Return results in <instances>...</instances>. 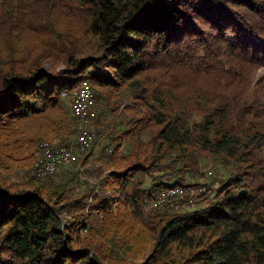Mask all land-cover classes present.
<instances>
[{
  "label": "trees",
  "instance_id": "16d2710c",
  "mask_svg": "<svg viewBox=\"0 0 264 264\" xmlns=\"http://www.w3.org/2000/svg\"><path fill=\"white\" fill-rule=\"evenodd\" d=\"M259 70L264 0H0V264H264ZM84 81L103 170L75 191L68 166L30 172L75 145ZM203 164L193 202L152 206Z\"/></svg>",
  "mask_w": 264,
  "mask_h": 264
},
{
  "label": "built area",
  "instance_id": "2783aa9c",
  "mask_svg": "<svg viewBox=\"0 0 264 264\" xmlns=\"http://www.w3.org/2000/svg\"><path fill=\"white\" fill-rule=\"evenodd\" d=\"M84 82H82L81 88H78L76 92V101H71V110L72 114L78 117H82V103H89V106H91L92 98L90 96H85V90H84ZM96 138L95 135L92 134H86L81 138H77L76 145H81L84 147V149H88L92 141H94ZM68 153H74V151H69V149H66L65 146H57V147H48L43 146V153H42V162L39 163V172L46 174V176H49V174H55L57 171H55V163L56 161H65V167L76 164L77 161H69L68 160ZM186 195V192L184 190L177 191L176 193H164L162 192L161 195H158L156 199L153 201L152 206L157 208L161 205L168 206L170 208H179L178 202H176L177 199L182 198Z\"/></svg>",
  "mask_w": 264,
  "mask_h": 264
},
{
  "label": "rangeland",
  "instance_id": "374dc122",
  "mask_svg": "<svg viewBox=\"0 0 264 264\" xmlns=\"http://www.w3.org/2000/svg\"><path fill=\"white\" fill-rule=\"evenodd\" d=\"M263 73H264L263 70H259L256 73L255 77L258 78L261 75H263ZM126 97L127 98H125V101L130 102L129 94H126ZM71 99H72V97H71ZM68 104L70 106L71 102L69 101ZM79 123H80V128H81L83 124L81 122H79ZM88 127H91V126L88 125ZM91 129H93V128H91ZM95 136H96V134H95ZM100 148H101L100 139L96 138V148H95L94 153H93L94 155L87 157L84 161H83V158H85V155L79 156L80 162L78 163V165H72V166L69 165L68 166L71 169L78 172L80 183L75 187V191H83L85 189V187H88L90 185H95L98 183L100 176H101V173H102V170H103L101 162L97 160ZM29 170H30V168H29ZM209 170H213V168L210 169L209 165L203 164L202 169L200 170L201 171V177L194 178L193 180H189L186 178V180L184 181L185 184H189V185L190 184H196V186H197V187H193V188L187 190V192H186L187 197L186 198L189 199V202H193L194 199L202 191V189H203L202 186L207 182L206 174H207V171H209ZM7 173H5L4 176H6L5 178H7L11 182L25 181L28 178V175L26 174L27 172H25V171L23 172L19 169H15V168H12L11 172L8 171ZM31 173H32V169H31L30 174ZM58 173H59V171H58ZM196 188H198V189H196Z\"/></svg>",
  "mask_w": 264,
  "mask_h": 264
},
{
  "label": "bare ground",
  "instance_id": "6f19581e",
  "mask_svg": "<svg viewBox=\"0 0 264 264\" xmlns=\"http://www.w3.org/2000/svg\"><path fill=\"white\" fill-rule=\"evenodd\" d=\"M82 84L79 85L78 87L81 88ZM77 89V88H76ZM84 90H85V96H90V98H92L91 101V106H89V103H82V117H78L73 115L75 118H77L79 120V122H81L83 125L80 128V133L78 138L83 137L86 134H92L95 135V131L93 129H91L92 127H88L91 126V118L93 116V114H91L92 109L94 107V95L93 92L90 88V85L88 82L85 81L84 83ZM70 95H72V92L70 93ZM66 96V95H64ZM72 101H76V92H74L73 97H72ZM93 142V141H92ZM57 144V143H56ZM75 145H72L70 147H66V149H69V151H74V153H68V160L69 161H75L77 156L75 153L78 152V150H84V147H82L81 145H76V143H74ZM59 145V144H58ZM58 145H54L51 144V142H44L42 144L39 145L38 148V152L36 154V160L34 162V165L32 167V175L36 178L39 179H43L46 178L48 176H46V174H43L41 172H39V170H37L39 168V163L42 162V153H43V146H48V147H57ZM63 166H65V161H56L55 163V171H58L60 169V167L62 168ZM53 174H49V176H52ZM182 189H180L179 187L176 188H172V189H168L165 193H176L177 191H180Z\"/></svg>",
  "mask_w": 264,
  "mask_h": 264
}]
</instances>
